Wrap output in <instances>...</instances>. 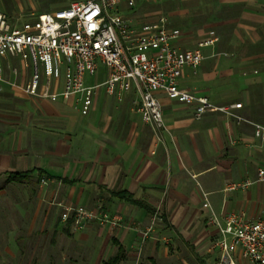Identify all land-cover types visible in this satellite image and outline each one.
I'll list each match as a JSON object with an SVG mask.
<instances>
[{"label":"crops","instance_id":"0c3cea01","mask_svg":"<svg viewBox=\"0 0 264 264\" xmlns=\"http://www.w3.org/2000/svg\"><path fill=\"white\" fill-rule=\"evenodd\" d=\"M72 1L0 0V11L30 16ZM118 9L135 23L167 16L182 49L216 37L181 86L218 106L242 103L234 111L245 120L216 109L197 118L195 105L157 92L166 128H155L143 122L134 88L119 100L100 86L82 115L78 95L51 100L0 82V264H104L119 252L118 264H216L206 199L222 222L232 212L264 217V140L253 124L264 125V0H121ZM13 58L18 64L0 59L4 76L24 85L30 68ZM107 75L101 65L86 83ZM15 173L28 176L9 180ZM246 179L254 182L229 188ZM76 206L120 223L75 229L61 213Z\"/></svg>","mask_w":264,"mask_h":264},{"label":"built area","instance_id":"2783aa9c","mask_svg":"<svg viewBox=\"0 0 264 264\" xmlns=\"http://www.w3.org/2000/svg\"><path fill=\"white\" fill-rule=\"evenodd\" d=\"M120 1L74 0L66 8L30 16H10L0 11V54L21 57L30 68L29 80L20 85L5 78L0 60V82L51 100L78 95L82 115L89 113L100 86L119 100L134 88L143 122L155 128H166L157 92L195 105L197 118L208 109H216L245 120L234 111L242 103L218 106L207 96L181 86L184 69L189 67L196 73L206 58L203 47L214 44L216 37L182 49L175 44L181 31L170 25L167 16L135 23L119 11ZM124 1L130 7L135 4V0ZM101 65L107 68V78L98 84H87L86 77L95 75ZM13 72L17 73L16 68ZM61 79L62 88L58 90ZM253 124L255 136L264 140V125ZM258 180H264V168H259ZM253 182L246 179L229 188H247ZM204 206L209 209V223L217 231L210 249L220 252L216 264H237L238 256L252 264H264V217L248 220L232 212L222 222L207 199ZM61 218L65 222L72 220L75 229L84 228L93 219L101 225L120 223L118 216L85 206L66 207ZM148 232L149 229L145 235Z\"/></svg>","mask_w":264,"mask_h":264},{"label":"trees","instance_id":"16d2710c","mask_svg":"<svg viewBox=\"0 0 264 264\" xmlns=\"http://www.w3.org/2000/svg\"><path fill=\"white\" fill-rule=\"evenodd\" d=\"M28 176V173H15L9 175V180H21ZM69 225H72V220L67 221ZM121 252H119L117 255L106 261L104 264H118L119 260L121 259Z\"/></svg>","mask_w":264,"mask_h":264},{"label":"rangeland","instance_id":"374dc122","mask_svg":"<svg viewBox=\"0 0 264 264\" xmlns=\"http://www.w3.org/2000/svg\"><path fill=\"white\" fill-rule=\"evenodd\" d=\"M17 15H20V14H14V15H10V16H17ZM232 57H234V56H232ZM0 59L3 61V62H5V64H7V63H14V62H17V64H18V61H17V59H15V58H13V57H11V56H7V57H3L1 54H0ZM101 69H102V71H105V68H103V67H101ZM243 74H246V71L243 73ZM97 78V75H96V77L95 78H92L91 80L93 81V80H95ZM256 93V92H255ZM256 103V102H255ZM256 109H258V105H256ZM260 110H262L261 108H260ZM100 212H103L102 210H99ZM93 220H96V219H93ZM97 222H99L98 220H96ZM100 224V223H99ZM106 224H109V223H106ZM106 224H104V225H106ZM148 234H149V232H148ZM147 234V235H148ZM147 235H145L146 237H147ZM239 262V264H250V263H247V262H245V261H238Z\"/></svg>","mask_w":264,"mask_h":264}]
</instances>
